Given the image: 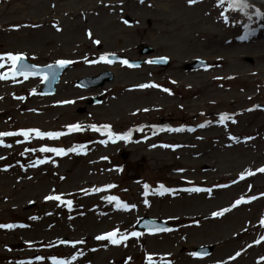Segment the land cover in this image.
Wrapping results in <instances>:
<instances>
[{
	"label": "rangeland",
	"instance_id": "374dc122",
	"mask_svg": "<svg viewBox=\"0 0 264 264\" xmlns=\"http://www.w3.org/2000/svg\"><path fill=\"white\" fill-rule=\"evenodd\" d=\"M84 1L0 0V53L22 52L37 65L73 61L52 96L41 94V77L9 75L0 80V132L27 128L67 132L65 125L80 123L109 124L116 133L132 129V136L127 142L113 143L103 130L85 127L57 139L34 133L28 140L0 137L5 145H11H0V156L5 157L0 169L10 165L6 171L0 170V223L27 225L0 229V264H52L53 255L67 264H149V255L154 264H264V225L260 224L264 196L259 195L264 193V173L255 171L264 166V1L256 7L251 0H244L241 3L247 6L241 8L239 2L229 7L228 0H197L194 5L187 0H162L160 4L156 0H116L94 5L90 12ZM63 2L71 5L58 7ZM134 12L141 20L138 25L131 15ZM256 12L261 15L254 19ZM125 17L130 20L127 25ZM54 22L60 31L52 27ZM33 24L38 27L11 28ZM137 26L147 27L146 36H138ZM88 31L94 38L87 37ZM111 36H115L113 41ZM95 39L102 41L100 46L92 43ZM120 46H128L129 53L113 51ZM143 47L152 48V54L142 55ZM103 50L133 60L165 56L169 64L151 68L143 63L131 68L120 62L107 63L99 60ZM84 57L97 62L87 63ZM194 58L206 60L208 66L184 70L182 66ZM10 64L6 61L0 72H9ZM111 66L118 70H108ZM105 70L114 78L102 87L80 89L75 85L76 79ZM148 82L167 87L172 94L136 87ZM97 94L103 102L88 106L85 101ZM21 96L23 100L16 99ZM65 100L72 103H59ZM83 107L86 110L78 112ZM145 108L149 111L144 112ZM221 113L231 119L220 124ZM206 120L211 123L197 127ZM160 124L183 125L185 130L153 135L152 126ZM141 125L143 129L136 131ZM189 127L195 130L189 132ZM229 134L238 139L230 140ZM100 139L106 140V145L99 144ZM79 144L86 146L80 154L56 156L39 151L41 147ZM161 144L180 147L163 148ZM26 148L34 151L25 152ZM45 157L56 163L48 160L29 167L31 161ZM246 169L254 175L245 174L239 180ZM70 171L76 175L73 182L68 180ZM87 174L89 180L83 182ZM233 180L238 182L232 184ZM109 183L115 187L106 188ZM144 183L149 185L147 195ZM160 184L177 191L154 194L163 191ZM218 184L229 186L218 188ZM190 187L212 191H182ZM97 188L100 191H95ZM60 193L65 194L63 199L73 200L71 209L43 199L46 194ZM253 195L258 198L248 201ZM107 196L135 207L117 208L115 201L104 199ZM240 197L248 202L223 216H211ZM31 216L37 219H29ZM142 216L163 220L173 230L161 234L136 230L135 222ZM114 229L141 235L128 236L118 245L94 239ZM61 238L84 243L64 245L58 243ZM257 240L261 242L254 243ZM204 245L213 248L208 256L191 255L195 247ZM237 251L241 255L229 260ZM36 255L44 259L37 261Z\"/></svg>",
	"mask_w": 264,
	"mask_h": 264
},
{
	"label": "snow or ice",
	"instance_id": "6c2138e0",
	"mask_svg": "<svg viewBox=\"0 0 264 264\" xmlns=\"http://www.w3.org/2000/svg\"><path fill=\"white\" fill-rule=\"evenodd\" d=\"M139 2L140 3H144V0H139ZM221 2H223V0H221ZM238 2H240V0H228L229 7H232V5L234 3H238ZM121 3H122V0H121ZM187 3L189 5H194V4L197 3V0H187ZM246 6H247L246 4L241 3V8L246 7ZM220 15L224 16V13L221 12ZM257 15H260V13L257 12ZM225 20H227V18H225ZM123 23L127 25L129 22H128V20L125 19V20H123ZM21 27H33V28H35V27H38V25H34L33 24V25H12L11 26L12 29H19ZM52 27H54L57 31H60V28L58 27V23L54 22ZM88 36H89V38H91L92 33L89 32ZM239 38L242 39V40L245 39L244 36H240ZM92 43H94L96 45H99L101 43V41L98 40V39H95V40H92ZM109 56H112L113 58H115V53H107V52H105V53H103V54H101L99 56V60L100 61H105L107 63H111L112 61L108 59ZM23 57H24V53H22V52L13 53L11 51H6V52H3V53H0V68H3L5 66V62L6 61H10L11 62L10 71L9 72H7V73L6 72H0V80H6L9 75H11L12 77H15L17 74L23 75L24 78L27 79L28 76L31 75L32 73L27 71V69L30 66L22 63ZM166 59H167V57H160L158 60H156V61H148V63H162ZM84 60L87 63H96L97 62L96 60H88L87 57H84ZM71 63H73V61H71V60H58V61H56V64L61 66V67L64 66V65H67V64H71ZM120 63L123 64V65H127L129 67H136V65L130 64L129 61L126 60V59L125 60H121ZM49 67H51V66H49ZM216 79H220V77H216ZM172 83H176V82L172 81ZM136 87H138L140 89L158 88V89H161L164 93H167L169 95L172 94V92H171V90L169 88L162 87L161 85L156 84L154 82L141 83V84L136 85ZM16 99L23 100L24 97L23 96L16 97ZM59 103L70 104V103H72V101L65 100V101H61ZM248 110L251 111V109H248ZM143 111L147 112V111H149V109L145 108V109H143ZM201 115H203V113H201ZM226 119H231V117L228 114H226V113H221L220 116H219V121L218 122L220 124H223ZM209 123H211V121H207L206 120L204 123L197 125V127L204 128L205 125L209 124ZM232 123L235 124V123H237V121L235 119H232ZM85 127L92 129L94 132H101L103 130L106 133V135L108 137V140L112 141L113 143H115L118 140H122V141L127 142L131 138L132 131H133L132 129H129V130L124 131L122 133H116V132H114L112 130V128H111V126L109 124L83 125V124H80V123H70V124L65 125V128L67 129V132H62V131H41V130H39L37 128H27V129H19L18 131H4V132H0V137L23 136L24 140H28L30 138V134L34 133L35 136L40 137V138L48 137L50 139H57V138H60V137H62L64 135H67V134L80 132ZM143 127L144 126L141 125L140 127H138L136 129V131H141L143 129ZM152 127L154 129L153 135H155L156 132H160V131H168V132H177L178 133V132H183L185 130L183 125H181L179 127H168V126H156V125H153ZM194 130L195 129H193L191 127H189L187 129V131H189V132H192ZM197 138L199 139L200 137H197ZM144 139L147 140L148 136H144ZM229 139L235 141L238 138L235 137V136H232L231 134H229ZM245 139L246 140H250V139H252V137H246ZM16 143H21V141L17 140ZM98 143L101 144V145H106L107 141L104 140V139H100L98 141ZM0 145H3L5 147H11V145H5L4 141L2 139H0ZM159 146L163 147V148H173V149H175L177 147H180V145H170V144H161ZM85 147L86 146L83 145V144L73 145V146L68 147V148H64V147H41L39 149V151L42 152V153H54L56 156H66L68 153L80 154V150L84 149ZM151 147L152 148H156L157 144H152ZM24 151L25 152H31V151H34V150L31 149V148H26ZM20 155L23 156L24 152H21ZM4 159H5V157L0 156V160H4ZM101 159L107 160L108 157H101ZM48 160H51V157H45L44 159H37L35 161H31L29 163V167H35L37 165H42ZM51 162L53 164L56 163L54 160H51ZM17 163H19V161H17ZM7 167H10V165L5 166V168L0 169V170L6 171ZM177 171L178 172H183L184 170L183 169H178ZM255 171L258 172V173H264V166L257 168ZM245 174H247L248 176L254 175L253 172L248 171L246 169L244 172H241V174L239 176V180H243L245 178ZM61 179H64V177H61ZM237 182H238V180H233L232 184H236ZM189 183H191V182L189 181ZM228 186L229 185H226V184L225 185H219V184L216 185V187H218V188H226ZM105 187L111 189V188H114L115 185L109 183ZM159 188L163 189V191L162 192H154V194L163 195L164 192L174 193V192L177 191L176 189H173V188H167L163 184H160ZM143 189H144V194L147 195L148 194V190H149V185L147 183H144L143 184ZM250 189H251V185H249V190ZM81 191L85 192L87 194V190L81 189ZM95 191H100V189L97 188V189H95ZM125 191H127V189H125ZM182 191L194 192V193H200V192H209L210 193L212 190L210 188L205 189V188H200V187H190V188H184V189H182ZM64 195H65L64 193H60V194H46V195H44L43 199L45 201H57V202H59L58 206L59 205H66L69 209H71L72 206H73V200H71V199H63L62 197ZM69 195H71V194H69ZM259 195L260 196H264V193H260ZM257 198L258 197L254 196V195L253 196H249L248 197V201H253V200H256ZM104 199H106L110 203L115 201L117 208H120L121 206L124 209H129V208H134L135 207L134 204L124 203V204L121 205V202L119 201L118 197H116V196H107V197H104ZM248 201H245L244 197H240V198L236 199L234 201V203L231 204L230 207H225V208L220 209L219 211L211 212V216L212 217L223 216L225 213L230 212L232 209H234L237 206H240L242 203H246ZM29 203H33V202L29 201ZM144 203L148 204L149 201L146 199V200H144ZM48 215H51V213H48ZM29 219L36 220L37 217L36 216H31V217H29ZM170 219H177V218L176 217H170ZM197 223H198V221H197ZM260 224L264 225V218H262L260 220ZM16 227L23 228V227H27V225H24V224L16 225V224H13V223H0V229H13V228H16ZM159 231L167 232V231H171V229L161 228V229H159ZM140 235H141V233L137 232V231L121 233L118 229H114L112 231H107V232H104L103 234L96 235L94 237V239L97 240V241H105V240H107L113 245H118V244H121L122 241L127 240L128 236L139 237ZM117 237H119V238H117ZM261 240H264V237H262ZM261 240L254 241V243L258 244V243L261 242ZM58 243L64 244V245H68V244L71 243L73 245H76V244H83L84 241L83 240L69 241V240L61 239V240L58 241ZM48 247H52V245L49 244ZM249 247H251V245H249ZM241 251H237L233 256H229L228 259L234 261L237 257H239L241 255ZM191 255L196 256V255H198V253L194 252ZM146 258L149 261V264H154V262L152 261V257L150 255L147 256ZM35 259L37 261H40V260H43L44 257H42L40 255H36ZM72 259L75 260L76 257L73 256ZM261 259L264 260V257H262ZM50 260L52 261V264H67V262L65 260L58 259L57 256H55V255L51 256ZM220 264H223V262H220Z\"/></svg>",
	"mask_w": 264,
	"mask_h": 264
},
{
	"label": "water",
	"instance_id": "95a60500",
	"mask_svg": "<svg viewBox=\"0 0 264 264\" xmlns=\"http://www.w3.org/2000/svg\"><path fill=\"white\" fill-rule=\"evenodd\" d=\"M152 49L145 47L143 49L140 50L141 53H149L151 52ZM109 59H115L118 58L115 56V58H113L112 56L108 57ZM158 59H153L150 61H156ZM247 60L249 62H252L251 58H247ZM23 64L29 65L30 67L27 69V71H29L32 74H42L45 78L44 80V86L42 87V92L46 93V94H51L54 92V86L56 84V82L58 81V78L60 76V74L69 66V64L64 65V66H59L57 64H53V65H49V66H44V67H37L34 66L32 64H29L26 62V60L23 58L22 60ZM130 64L132 65H138L140 62H131L129 61ZM162 65L166 66L167 65V61L165 60L164 62L161 63ZM206 65V63L203 60H195L192 63L186 64L184 66L185 69H194V68H198V67H204ZM34 66V67H33ZM112 73L109 71H104L101 72L100 74H98L97 76L94 77H83L77 80V85L82 87V88H97L100 87L102 85H104L105 82L112 80ZM101 101V97L97 96V97H93L91 99H89L87 101V104L93 105V104H97ZM85 111V107L83 108H79L78 112L82 113ZM138 228H143L146 230H159L161 228H168V226L162 222H157L153 219H148V218H143L141 221L138 222L137 224ZM198 252L202 253V254H208L210 253V251L212 250V247H201V248H197L196 249Z\"/></svg>",
	"mask_w": 264,
	"mask_h": 264
},
{
	"label": "bare ground",
	"instance_id": "6f19581e",
	"mask_svg": "<svg viewBox=\"0 0 264 264\" xmlns=\"http://www.w3.org/2000/svg\"><path fill=\"white\" fill-rule=\"evenodd\" d=\"M12 1L15 2V1H18V0H12ZM87 1H90V0H87ZM87 1H84L85 9L87 10V12H90L93 9L94 5H97V4L100 5L101 2H103V1L109 2L111 4V3H114L116 0H99L97 3L96 2L95 3L94 2L93 3H87ZM156 3H158V4L162 3V0H156ZM75 4H76V2H75ZM70 5H71V2H63L62 4L59 3L58 7H60V8L64 7L65 8V7L70 6ZM21 10H18V12L21 11ZM131 11L133 12L134 10H131ZM134 14H135V12L132 13L131 15L133 16V20L137 23L136 25H138L141 20L137 19L138 16H135ZM109 21H110L109 23L111 25H114V23H112L111 20H109ZM135 30L138 32V36L139 37L143 38L144 36H146L147 27L137 26V27H135ZM88 33H89V31L86 32L87 37H89ZM91 38H94V34L93 33H92ZM110 38H111V41H113L115 36H113V37L111 36ZM101 43H102V41H101ZM100 44L98 46H100ZM103 51H101L100 53L103 54V53L107 52L105 50H103ZM113 51H115V52L118 51L120 53H126L127 54V53H129V47L128 46H124V47L120 46L119 50H113ZM113 51H108V52H113ZM148 67L153 68L154 66L148 64ZM108 69L111 70V71H114V72L118 70V68H116L114 66L113 67L111 66ZM26 117L28 118V115H26ZM88 176H89L88 174L86 176H84L82 181L83 182H87L89 180ZM75 177H76V175L73 172L70 171L69 172V178H68L69 182H73Z\"/></svg>",
	"mask_w": 264,
	"mask_h": 264
}]
</instances>
